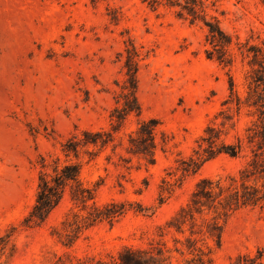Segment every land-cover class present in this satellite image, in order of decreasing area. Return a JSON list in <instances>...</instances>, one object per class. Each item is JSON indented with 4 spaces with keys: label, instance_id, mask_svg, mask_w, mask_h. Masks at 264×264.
Returning <instances> with one entry per match:
<instances>
[{
    "label": "rangeland",
    "instance_id": "1",
    "mask_svg": "<svg viewBox=\"0 0 264 264\" xmlns=\"http://www.w3.org/2000/svg\"><path fill=\"white\" fill-rule=\"evenodd\" d=\"M158 1L152 8L142 0H0V264L110 263L125 248L153 241L173 250L167 223L197 183L242 168L244 159L223 155L195 174L182 170L183 162L197 159L208 127L229 143L257 120L254 110L238 112L224 102L232 79L247 97L252 68L237 44L264 43V0H202L207 20L217 18L233 38L231 67L210 57L217 53L202 22ZM130 45L140 55L142 114L128 116L115 131ZM150 119L159 123L154 162L130 150L131 136ZM83 131L115 138L102 149H82L80 179L95 190L88 206L125 204L126 212L77 233L73 224L86 212L68 189L45 223L28 225L41 172L51 173L57 158L64 164L63 145L74 135L82 139ZM209 246L212 264H264V208L232 215L220 247Z\"/></svg>",
    "mask_w": 264,
    "mask_h": 264
},
{
    "label": "trees",
    "instance_id": "2",
    "mask_svg": "<svg viewBox=\"0 0 264 264\" xmlns=\"http://www.w3.org/2000/svg\"><path fill=\"white\" fill-rule=\"evenodd\" d=\"M152 8L162 5L158 0H142ZM166 5L178 7L179 17H191L193 22L200 21L208 29L210 43L214 47L211 58L224 67H231L234 62L230 47L233 38L221 28L217 18L207 20L206 8L202 0H166ZM240 55L250 59L252 71L247 76L248 92L246 99L235 91L234 80L230 82L231 95L224 102L225 106L235 104L238 112L243 107L254 110L257 118L245 130L243 136H237L235 141L227 142L222 139L221 131L214 126L208 127L205 136L200 141L199 149L195 152L197 159L191 158L183 162V171L197 173L200 168L211 160L226 155L234 159H244L245 163L236 176L227 178H206L199 181L192 193L190 201L182 207L167 223V228L174 234V249L162 242H151L146 247L134 249L125 248L119 259L110 263L98 264H212V250L209 242L220 247L224 225L235 213L245 208H264V43L262 46L237 44ZM124 69L127 79L122 87V105L115 110V120L118 131L128 116L142 114L138 98V70L140 55L134 45L126 50ZM119 105L120 102L118 101ZM159 123L155 119L142 121L138 131L131 136L130 150L135 155L146 157L149 162L155 161L158 148L157 130ZM82 139L72 136L62 148L67 159L64 164L57 158L52 172L43 171L39 177V187L36 204L26 223L43 224L60 206L67 190H70L71 200L86 212V216L73 224L76 232L90 229L98 221L114 222L126 212L125 204L111 203L104 208L88 206L95 199V190L88 189L81 182L83 163L80 162L82 149L89 147L104 148L113 142L114 134L105 131H83ZM206 145V146H204ZM91 157L93 152L86 151ZM74 157L78 162L72 161ZM94 159V158H91ZM46 167V166H44ZM78 219L79 215H75ZM72 243L69 241L68 245ZM180 245V246H179ZM176 254L177 256H175ZM259 260V259H258ZM256 260H252L255 264Z\"/></svg>",
    "mask_w": 264,
    "mask_h": 264
}]
</instances>
